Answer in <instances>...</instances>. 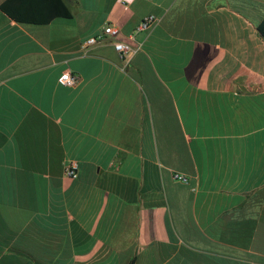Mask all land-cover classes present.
<instances>
[{"label":"crops","instance_id":"0c3cea01","mask_svg":"<svg viewBox=\"0 0 264 264\" xmlns=\"http://www.w3.org/2000/svg\"><path fill=\"white\" fill-rule=\"evenodd\" d=\"M63 1L0 9V264H264V0Z\"/></svg>","mask_w":264,"mask_h":264},{"label":"built area","instance_id":"2783aa9c","mask_svg":"<svg viewBox=\"0 0 264 264\" xmlns=\"http://www.w3.org/2000/svg\"><path fill=\"white\" fill-rule=\"evenodd\" d=\"M157 16L154 14L144 15L136 27L128 34L126 39H118L119 29L111 23H106L93 35L86 38L82 45L83 47L95 44L97 42H110L119 56L125 61L130 60V55L134 53L137 48L133 46L132 41L139 32H147L158 22ZM80 81V76L77 73L69 70L63 71L59 77L58 82L65 86H76ZM63 174L69 178H75L78 175V164L74 160L65 162ZM176 179L187 181V178L182 174L175 173Z\"/></svg>","mask_w":264,"mask_h":264},{"label":"trees","instance_id":"16d2710c","mask_svg":"<svg viewBox=\"0 0 264 264\" xmlns=\"http://www.w3.org/2000/svg\"><path fill=\"white\" fill-rule=\"evenodd\" d=\"M0 9L17 22L47 23L54 18H70L71 12L63 0H3ZM257 29L264 39V20ZM132 258L127 264H133Z\"/></svg>","mask_w":264,"mask_h":264},{"label":"water","instance_id":"95a60500","mask_svg":"<svg viewBox=\"0 0 264 264\" xmlns=\"http://www.w3.org/2000/svg\"><path fill=\"white\" fill-rule=\"evenodd\" d=\"M67 2H69V3H71L72 2V0H66Z\"/></svg>","mask_w":264,"mask_h":264}]
</instances>
